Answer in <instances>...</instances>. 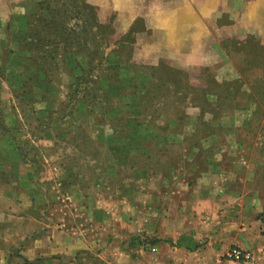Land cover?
Instances as JSON below:
<instances>
[{"label":"rangeland","instance_id":"1","mask_svg":"<svg viewBox=\"0 0 264 264\" xmlns=\"http://www.w3.org/2000/svg\"><path fill=\"white\" fill-rule=\"evenodd\" d=\"M35 2L0 0V46L22 37V20ZM85 2L94 7L98 23L107 26L112 45L107 58L117 60L114 43L123 37L126 55L135 65L132 69L163 64L182 72L190 85L210 90L207 100L212 112L202 115L203 101L197 98L185 107L188 123L173 121L161 133L158 124L152 123L137 139L126 142L107 137L112 129L100 116L94 119V110L88 114L76 109L58 127L55 121L49 129L38 124L51 109L60 107L68 74L40 84L22 71L24 56L10 55L0 78V111L7 137L18 145L19 158L26 159V165L19 159L14 175L27 178L18 184L27 183L28 190L20 189L11 200L3 198L9 203L16 199L19 215L27 211L35 220L28 219L24 231L18 225L19 231L0 227V233L6 239L16 238V243L8 245L14 256L23 247L17 238L26 233L39 237L49 228L52 232L59 228L73 242L82 241L64 264H128L125 254L130 264H152L155 259L148 246L155 243L162 251L174 246L204 249L210 235L206 219L212 215L208 207L201 212L196 209L204 182L219 198L227 191L222 185L242 194L264 187V0ZM65 62L70 69L75 59L69 54ZM132 69L130 75L135 72ZM25 79L30 87L21 98L14 97L12 85ZM219 91L226 99L215 95ZM112 107V114H120L116 104ZM69 111L67 107L65 114ZM198 115L208 122L206 126L199 125ZM195 124L201 137L183 142L182 135L191 133ZM11 150L3 146L1 156L5 159ZM186 186L187 190L182 189ZM154 223L162 233H177V239H160ZM1 245L5 244L1 241ZM140 249L143 254L138 255ZM13 256H5V264H12ZM206 257L202 253L188 259L206 264ZM23 261L62 264L58 255Z\"/></svg>","mask_w":264,"mask_h":264},{"label":"trees","instance_id":"2","mask_svg":"<svg viewBox=\"0 0 264 264\" xmlns=\"http://www.w3.org/2000/svg\"><path fill=\"white\" fill-rule=\"evenodd\" d=\"M33 5L32 11L22 20L25 27L22 37L11 40V45L8 43L0 46V78L4 73L5 61L10 55L24 56L26 63H20L22 71L29 74L31 81L40 84L53 83L61 74H68L66 92L60 107L51 109L47 119L38 125L43 124L52 129L55 121L58 127V122L71 116L76 109H84L88 114L94 110V119L100 116L98 119L103 124L109 123L112 129L107 137L126 142L137 139L145 132L147 125L152 123L158 124L156 129L160 133L168 131L173 121L188 123L189 116L185 107L187 102L193 104L197 98L203 101L200 107L202 115L210 109L212 112L207 100L210 90L190 85L182 72L163 64L148 67L139 65L132 69L135 65L130 54L126 55L123 37L114 43L118 52L117 60L107 58L112 46L107 26L98 23L94 7L85 0H36ZM69 54L75 59L70 69L65 62V56ZM130 69L135 71L133 75L128 73ZM27 80H20L12 85L14 97L21 98L26 88L30 87ZM125 81H130L131 84L125 86ZM115 87L117 91H114ZM215 95L223 96L220 91ZM125 96L128 97V102L121 101L122 98H127ZM113 104L119 107L120 114H112ZM67 107H70V111L65 114ZM216 111L218 114L219 110ZM2 116L0 111V159L4 146L12 148L7 156L13 155L17 157V161L0 160V179L11 173L10 177L14 180L19 159L24 165L27 162L23 156L19 158L18 154L21 153L18 145L15 142L11 144L7 137L8 130ZM200 117L199 125L206 126L208 122L202 121ZM156 120L158 123L154 122ZM197 124L191 133L182 135L183 142H191L199 135L201 137ZM191 144L196 146L197 143Z\"/></svg>","mask_w":264,"mask_h":264},{"label":"crops","instance_id":"3","mask_svg":"<svg viewBox=\"0 0 264 264\" xmlns=\"http://www.w3.org/2000/svg\"><path fill=\"white\" fill-rule=\"evenodd\" d=\"M0 160L12 162L13 160L17 161V157L10 155V157L6 156L5 159L2 157ZM19 174L20 173L15 175L16 179L14 180L13 177H11L9 182L0 179V227L2 230L5 228H10L12 231V228H16L19 231L18 225H23L22 231H24L26 230L25 228H27L28 224H30L29 221L32 219L35 220L28 215L27 211L23 212V216L19 215L17 209L20 204L16 202V199L9 203V201L3 198V196L6 195L8 197L5 198H8V200L10 198L11 200L12 197L16 196L13 194H17L20 189L26 191L28 190L27 183L26 185L18 184L20 179H27L25 176L20 177ZM208 185L209 184L205 182L202 185V190L204 193L199 199H197L198 207L196 208L197 212H201L202 207H208L210 213H212L210 217H206V222H208V233H210V235H207L209 239L204 240L208 241L204 244L205 248L193 249L192 247L174 246L170 247V249L166 251H162L160 249L159 243H155L153 245L157 247V252L154 254L151 253L152 257L155 259L152 264H167V262L168 264H196L195 262L190 261L188 258H191V256L195 254L202 255V253L205 257L207 256L206 261L208 264H218L219 257L228 248L234 246L251 250L255 254L260 253L261 251L264 252V187L259 188L258 191L253 190L247 192L246 194H242L236 192L235 190L232 191V189H228V186L222 185L220 186L221 189H227V191L225 190V192L219 198L216 197L215 194L213 195L214 192H211V186ZM182 189L187 190L188 187L186 186ZM22 205L26 204L23 203ZM216 207L222 208L219 211V216H217L218 208ZM202 211H205V209ZM41 220L43 224L46 223L44 218H41ZM161 222L162 221L160 220V223ZM176 223L177 221L175 219L171 220L172 225H175ZM158 226H155L154 223V230H157L154 232L159 233L158 237L160 239L166 236L173 242L177 239V233H162ZM52 230V228H49V231H43L39 237H33V234L31 235V233H26L21 240L17 238L18 245L21 243L23 244V247L19 254L14 256L12 253L13 250H10L8 245L16 243L14 241L16 238L11 237L6 239L4 237L5 235H2L3 231H1L0 264H3V261L5 264L4 258L5 256H9V254L13 256L11 259L12 264H17L19 260H22L21 264H24L23 258L33 260L35 258L49 257L50 259L53 255H58L60 257V262L58 261V263L64 264L67 261V256L70 254H75L77 251L76 247H81L82 241L78 240L77 242H73V240L64 235L59 228L57 231L54 229L52 232ZM179 232H182V230ZM181 235L182 233L180 234V237ZM1 241L5 245H1ZM193 243L194 242L191 241V246ZM141 253L143 254V251L141 249L138 250V255H141ZM180 256L184 259H177L178 261L175 259L174 261L171 260L172 258H178ZM124 257L126 258L128 264H130L132 260H129V255L127 256L125 254ZM213 258L216 260H213ZM44 261L50 262L49 260Z\"/></svg>","mask_w":264,"mask_h":264},{"label":"built area","instance_id":"4","mask_svg":"<svg viewBox=\"0 0 264 264\" xmlns=\"http://www.w3.org/2000/svg\"><path fill=\"white\" fill-rule=\"evenodd\" d=\"M142 246H148L142 243ZM148 251L152 254L157 252V247L153 244L148 246ZM218 264H264V252L255 254L251 250L230 247L218 259Z\"/></svg>","mask_w":264,"mask_h":264}]
</instances>
